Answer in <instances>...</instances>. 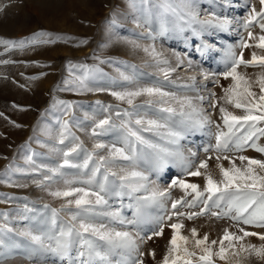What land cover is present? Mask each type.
I'll return each mask as SVG.
<instances>
[{"label":"rangeland","instance_id":"rangeland-1","mask_svg":"<svg viewBox=\"0 0 264 264\" xmlns=\"http://www.w3.org/2000/svg\"><path fill=\"white\" fill-rule=\"evenodd\" d=\"M160 2L161 0H0V6H3L0 11V39L26 42L23 50L18 47L6 50L0 44V61H11L7 64L0 63V225L12 229L10 232L6 229L0 231V240L3 241L0 244V264H69L67 258L42 251L31 236L21 233L41 235L47 244L49 235H56L61 227L68 226L71 214L79 210L75 205H64L75 197H54L50 193L68 188H88L83 183L66 184L65 181L88 179L99 156L108 155V149L113 145L123 147L124 132L120 125L122 120L127 119L133 121V127H139L134 124L136 119L156 120L166 125L153 131L141 129L140 134L158 148L170 153H182L185 161H181L179 156L158 153V149L148 144H137L135 164L116 160L108 168L118 176L133 170L142 173L147 180L133 178L131 182L142 184L143 187L129 194L127 186L121 189L118 176L109 175L105 195L107 204L96 206L95 211L102 214L94 216L92 222L104 224L115 231L129 232L134 237L139 233L144 238L143 242L137 238L140 251L144 253V264H162L173 235L171 223L184 225L180 230L181 235L190 237V230L195 228L198 238L207 234L209 241L219 240L225 228L236 231L230 219L212 217L210 211L193 219L173 215L171 205L174 200L183 197L185 201H191L195 194L191 190L185 193L179 187L169 186L179 178L186 183L198 184L200 190H203L204 176H188L184 171L187 161H191L188 170L195 171L202 160H207L208 168L201 169V172L208 171L215 179H219L217 163L223 164L225 168L232 165L228 160L221 159L218 162L216 155H228L236 167L247 164V161L241 162L238 159L241 155L264 160V154L248 145L240 152L204 151L209 145H215L218 130L227 131L219 111L221 106L236 115L243 113L242 109H236L221 99L224 89L233 83L231 77L225 79L222 73L230 67L229 50L234 51L237 56L243 52L245 60L251 59L253 52L257 56L264 55V49L255 47L258 39L250 40L248 37L249 31L256 37L264 35L259 23L253 22L248 28L244 26L252 8L259 11V0H191L190 3L189 0H170L177 12L184 16L183 20L172 13L161 15L155 7ZM147 8H152L151 16L145 11ZM187 12H194L196 16V21L191 25L185 22L190 19ZM224 20L229 23L219 26V22ZM203 21L212 23L203 24ZM40 32L51 34L52 39L58 36L65 39L56 40L55 43H27ZM38 39L45 40L49 37ZM242 41L253 47L243 48ZM132 42L138 46H134ZM145 48L149 52L155 48L160 54L158 59L166 60L167 63H157L149 52H145ZM222 55L225 56L224 59H220ZM181 56L189 59L190 64L185 61L171 63V60H177ZM70 63L87 66L90 75L86 84L91 91L70 90L73 86L64 83L85 72V69L74 67L70 73ZM165 72H168L167 78ZM238 72L245 74L252 81L251 90L259 93V86L255 81L264 73V68L240 66ZM122 74L130 79L124 80ZM180 74L190 76L191 80H180ZM32 77L36 79H31ZM138 87H156L172 94V97L167 98L168 104L165 107H172L175 112H164L159 105L145 103L148 99L145 96L136 98L135 104L138 107L133 108L126 100H118L111 94ZM188 100L191 101V106L185 103L181 108L177 103ZM59 101L72 102L73 107L68 110ZM213 104L216 106L213 107ZM125 110L133 115L130 118L124 117ZM117 112L121 115L117 116ZM205 117L212 122L203 125L197 123ZM104 118H110L115 127L107 132L97 129L101 134L92 136L95 123ZM65 120L69 121L71 132L79 140L68 136L64 144H60L61 124ZM217 125H220V129ZM259 126L264 127V124ZM169 130L179 135L171 136ZM80 141L83 142L84 149L88 152L95 151L96 154L87 169L66 166L62 169L65 173L63 177L48 171L62 164L63 152ZM96 143L106 147L94 149ZM257 143L264 147V137H260ZM69 159L73 164H81L85 159V152L73 153ZM103 174L104 168H101L96 177L97 184L102 182ZM45 175L52 179L37 186L34 181H43ZM90 190L98 189L93 185ZM164 190H168V197L155 201L151 198L153 192ZM25 206L30 211L25 212ZM201 207L203 205L198 200L196 207L178 205L177 210L191 213L200 211ZM53 209L57 210L55 224L52 223ZM103 213H119V217L112 219ZM159 216L165 218L163 233L155 236L153 232L159 231L161 227L156 222V217ZM168 216H172V219L168 220ZM129 221L136 223H128ZM75 223L78 225L79 221ZM245 227L250 232L264 233L261 228ZM149 236L152 238L148 239ZM242 243L259 246L262 242L258 237L249 236ZM189 247L191 249V245ZM215 247L218 249V245ZM153 252L154 257L151 255ZM72 256H76L75 247ZM125 256L124 250L117 249L109 256V260L111 264H124ZM236 259H239L240 264H264V260L258 259L254 254L249 255L248 252L234 258L233 264H236ZM75 264H79V261H75ZM94 264L104 262L97 258ZM215 264L225 262L215 258Z\"/></svg>","mask_w":264,"mask_h":264},{"label":"snow or ice","instance_id":"snow-or-ice-1","mask_svg":"<svg viewBox=\"0 0 264 264\" xmlns=\"http://www.w3.org/2000/svg\"><path fill=\"white\" fill-rule=\"evenodd\" d=\"M190 2L191 0H189V3ZM259 4V11L253 7L244 26L245 28H248L253 22L259 23L260 30L264 33V0H259ZM133 7H135V3H133ZM155 7L159 9L161 15L172 13L177 15L180 19H184V16H181L172 6L170 0H161L160 3L155 5ZM2 10L3 6H0V11ZM145 11L151 16L152 8H147ZM186 15L190 17L189 20L185 21L189 25L196 21L194 12H187ZM257 17L259 20H257ZM201 23L211 24L212 22L203 21ZM228 23L229 21L227 20L220 21L219 26L223 27ZM38 37H49V39L40 40ZM248 37L250 40L258 39L259 42L255 44V47L264 49V35L256 37L251 31H249ZM62 39L65 38L58 36L55 37V39H52L51 34L40 32L31 40L27 41V43H55L56 40ZM81 43H86V41H81ZM132 43L134 46H138L135 45V42ZM0 44L4 45L6 50L13 47H18L23 50L26 46L24 40L13 41L0 39ZM241 46L243 48L253 47L252 44L243 41L241 42ZM144 50L145 52H149L148 48H145ZM149 54L156 59L157 63H167L166 60L160 61L158 59L160 54L156 52L155 48H152ZM229 56L230 67L227 71L222 73V75L225 79L231 77L233 83L228 88L224 89V96L221 99L232 104L236 109H242L243 113L236 115L221 106L219 111L227 131L218 130L215 136V145H209L204 151L206 153L213 151L216 153H227L233 150L240 152L246 145H248L257 152L264 154V147L257 143L260 137H264V127L259 126L260 124H264V73L256 78L255 83L259 86V93H257L251 90L252 81L245 74L238 72L240 66H259L264 68V55L257 56V54L253 52L251 59L245 60L243 52L237 56L234 51L229 50ZM10 62L11 61L8 60L0 61V63L5 64ZM74 67L85 69L84 74L81 76H75L72 81L66 80L64 83L73 86L70 90L91 91L92 89L88 88L86 84L90 75V70L87 69L86 65H72L70 63V73ZM164 75L165 78H167L168 72H165ZM122 78L124 80L130 79V77L123 74ZM31 79H36V77H32ZM192 79H194V77ZM111 94L118 100H126L127 104L133 108L138 107V105L135 104L136 98L145 96L148 98L145 103L149 105H159L164 112H175L174 108L165 107V105L168 104L167 98L172 97V94L164 92L160 88L138 87L134 90L112 92ZM218 102L219 101H217V103ZM58 103L63 104L68 110H71L73 107L72 102L59 101ZM177 103L181 105V108L184 107L185 103L191 106L190 100L177 101ZM215 106L216 105L213 104V107ZM0 115H2V113H0ZM116 115L120 116L121 113L117 112ZM132 115L133 113L127 110L123 112L124 117L130 118ZM181 115H184V113L181 112ZM211 122L212 121L208 117H205L203 121H198L197 123L203 125L204 123ZM134 124L139 127H133V121L131 119L122 120L120 127L124 132V146L118 148L113 145L108 149V155L99 156L96 159L94 167L91 169V175L88 179L82 181H65L66 184L74 182L83 183L88 185V188H68L64 191L57 190L50 193L54 197H75L74 199L68 200L67 204L64 205V207L75 205L79 210L71 214V219L67 227H61L56 235H49L47 237L49 243L47 244L44 242V237L41 235H32L31 233L21 234L31 236L32 241L39 245L42 251L51 252L62 258H67L69 264H75V261H79V264H94V261L97 258L104 262V264H111L109 256L117 249L124 250L126 253L124 264H144V253L140 251L139 244L137 243V238H139L141 242H143L144 238L140 236L139 233L134 237L129 232L115 231L108 229L104 224H96L92 222L94 216L102 214L95 211L96 206L107 204L105 195L107 194L106 183L109 175L114 177L118 176L116 172L111 171L108 168V165L116 160L128 161L135 164L137 159V144H148L150 147L158 149V153L163 152L168 155L179 156L181 161H185L182 153H170L166 149L158 148V146L150 144V142L140 134L141 129L144 131H153L165 127L166 125H162L156 120L144 121L142 119H136ZM145 125L147 126L145 127ZM17 127H19V125H17ZM111 127H115V125L112 124L110 118L101 119L95 123L91 135L96 136L101 134L97 132V129H100L101 132H107ZM217 128L220 129V125H217ZM61 129L60 139L58 141L60 144H64L65 139L68 136H72L73 139L79 140V138L75 137L71 132L69 121H63ZM169 134L174 137L179 135V133L172 132L171 130H169ZM105 147L106 145L101 143L94 144V149ZM79 151L85 152V159L81 164H73L69 157L73 153H78ZM95 155V151L88 152L84 149L83 142L80 141L75 144V146L63 152L64 159L62 164L56 168H50L48 171L53 173V175L63 177L65 173L62 169L66 166L87 169L89 162L93 160ZM208 159H211V157ZM215 159L218 162L221 159L228 160L232 165L229 168H225L223 164L217 163L220 173L219 179H215L208 171L201 172V169L207 170V160H202L196 167L195 171L188 170L191 167V161L185 163L184 171L186 174L192 177L203 175L205 184L201 191L198 184L186 183L185 180L179 178L173 180L169 188L179 187L183 189L185 193H187L188 190H191V192L195 194L191 201H185L183 197L174 200L171 205L174 210L173 215L177 217L187 216L188 219H193L196 216L203 215L210 211L212 217H226L230 219L233 222L232 227H234L236 231H230L228 228H225L223 235L219 240L209 241L207 234L198 238V233L195 228L190 230V237L181 235L180 230L184 225L182 223H171L170 227L173 230V235L170 240L168 254L163 257L162 264H215V258L224 261L225 264H233V259L238 258L243 252H248L249 255L254 254L258 259L264 260V233L250 232L247 231L245 227L251 226L264 229V160L251 159L247 156L241 155L238 159L241 162L247 161V164L244 167H236L235 162L232 161L228 155H216ZM101 168H104L103 180L97 184L96 177ZM133 178L147 180L146 176L135 170L127 172L125 175L118 176V179L121 181V189L127 186L129 188V194L136 192L143 187L142 184H133L131 182ZM51 179V176L45 175L43 181L34 182L37 186H41L44 181ZM125 182H127V184ZM93 185H96L98 190L91 191L90 188ZM168 196V190H164L153 192L151 198L155 201ZM93 197L94 199H92ZM198 200L203 205L198 212L185 213L177 210L178 205L188 208L196 207ZM45 207H47V205ZM161 207H163L162 204ZM212 209H218V211ZM27 211L30 210L25 206V212ZM56 214L57 210L53 209V224L56 223ZM103 215L111 216L112 219H117L119 217V213H103ZM164 219L163 216L156 217V222L160 224L161 227L159 231H154L153 235H162ZM167 219L171 220L172 216H168ZM76 221H79L78 225L75 223ZM120 222L123 223V220ZM128 223H136V221H129ZM5 229L8 232L12 231V229L6 228V225H0V231ZM249 236L258 237L262 243L259 246L250 243H242L244 238ZM151 238V236L148 237V239ZM97 241L103 243H98ZM225 242H227V244ZM237 242L240 243L237 244ZM2 243L3 241L0 240V244ZM189 245H191V249ZM217 245L218 249L215 247ZM74 247L76 252L75 258L72 256ZM151 255L154 257L155 253L153 252ZM236 264H240L239 259H236Z\"/></svg>","mask_w":264,"mask_h":264},{"label":"bare ground","instance_id":"bare-ground-1","mask_svg":"<svg viewBox=\"0 0 264 264\" xmlns=\"http://www.w3.org/2000/svg\"><path fill=\"white\" fill-rule=\"evenodd\" d=\"M171 52V51H170ZM170 54V53H169ZM166 55V54H165ZM174 57L176 56V55H173ZM223 56L224 55H222V56H220V59H224L223 58ZM225 57V56H224ZM171 58H172V56H171ZM175 58H177V57H175ZM175 58H174V60H171V63L172 64H175V63H177L178 61H185V62H187L188 64H190V60L189 59H187L186 57H184V56H181L179 59H177V60H175ZM179 63V62H178ZM152 65V64H151ZM181 75V74H180ZM180 80H183L184 82H188L189 80H191V77L190 76H187V75H181V77H180ZM178 81V80H177ZM183 84H185V83H183ZM185 92V91H184ZM185 94V93H184ZM192 102H193V100H192ZM194 102H196V99H195V101ZM194 104V103H193ZM192 104V105H193ZM195 105V104H194ZM194 105H193V107H194ZM196 107V106H195ZM190 108V107H189ZM196 112H197V110H195ZM195 112V113H196ZM199 114H201V113H199ZM140 167V166H139ZM40 233V232H39ZM24 242V241H23ZM22 243V242H21ZM24 245H25V242L23 243ZM29 247V246H28ZM6 248V247H5ZM30 248V247H29ZM27 251H29V249H26ZM32 250V249H31ZM8 252V251H7ZM30 253H32L31 251H29ZM9 253V252H8ZM23 253V252H22ZM37 254H38V252H37ZM44 254V253H43ZM42 254V255H43Z\"/></svg>","mask_w":264,"mask_h":264}]
</instances>
